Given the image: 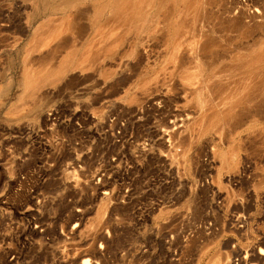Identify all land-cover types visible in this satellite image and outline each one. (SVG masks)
<instances>
[{
	"label": "rangeland",
	"instance_id": "rangeland-1",
	"mask_svg": "<svg viewBox=\"0 0 264 264\" xmlns=\"http://www.w3.org/2000/svg\"><path fill=\"white\" fill-rule=\"evenodd\" d=\"M105 1L113 8L117 0ZM189 1L153 0L137 6L145 10L140 22L95 28L93 5L83 0L73 8L78 28L69 31L58 0H0V198L15 205L16 228L69 226L72 197L96 196L104 186L128 189L127 205L104 218V203L94 220L96 229L111 230L105 264H228L236 256L264 264V0H245L253 12L241 0H193L188 8ZM251 59L257 96L254 85L249 94L243 89L238 105H229L221 119L226 104L209 84L230 86L240 78V61ZM63 63L70 66L64 77L52 78L33 98L20 97L24 72L45 73ZM187 74L196 83L213 80L204 82V91L201 83L192 89L195 81L190 86ZM208 94L216 95L213 103ZM144 103L156 104L141 118ZM232 115L236 120L229 121ZM183 117L170 163L161 129ZM73 173L85 183L74 187ZM204 176L209 183L201 186ZM39 197L54 199L49 218L21 215ZM154 197H174V209L140 215L139 201L148 205ZM183 208L190 209V219L178 216ZM59 213L68 218L59 220ZM241 213L246 224L240 228Z\"/></svg>",
	"mask_w": 264,
	"mask_h": 264
},
{
	"label": "built area",
	"instance_id": "built-area-1",
	"mask_svg": "<svg viewBox=\"0 0 264 264\" xmlns=\"http://www.w3.org/2000/svg\"><path fill=\"white\" fill-rule=\"evenodd\" d=\"M241 1V4L244 5V9L247 12H253V8L247 4V1ZM153 105L151 103H144L142 105V108L139 110L142 115L141 118L144 117V110L151 109ZM83 115L85 116V114ZM61 118L62 109L59 108V122ZM74 118L76 117L72 119ZM172 121V128L161 129L162 135L165 133L164 139L166 138L168 146L164 158L170 163L173 162V155L177 151V143L174 142V136L179 131L181 132L185 129L184 125L186 123L184 117L183 120L176 121V123H172ZM201 162L203 165H207L210 161L205 156ZM250 166V162H247L244 167L249 169ZM79 169H81V173H85V168L81 165H79ZM74 170L78 173L77 169ZM71 177L72 180L75 179L77 181L72 183L74 187L85 183L83 178L76 173H73ZM86 182L88 183L89 181ZM108 182L109 184L111 183L110 181ZM208 183V176H204L201 179V186ZM104 188L105 186L97 190L99 194L91 196L90 198L78 195L69 199L71 203H76L73 207L72 217L70 216L73 218V221L69 226L58 227L54 231L52 228L41 227L36 224L35 227L28 229L16 228L14 223L15 205L9 198H0V264H105L104 262L109 259L108 242L111 240L112 234L109 228L96 229L94 225L95 217L98 211L103 209L101 207L102 204L107 203L105 210L108 208L109 213H105L104 218H111L110 210L115 209L117 206L127 205L126 202L131 197L128 194V189H123L122 192L117 193L115 188ZM104 192L109 193L107 199H103L105 196L103 194ZM52 200L54 199L46 197L35 198L33 199L32 205L27 207L29 211L21 215L34 221L44 217L49 218L46 212L54 206V203L51 202ZM146 201L147 199H141L139 201L138 212L142 216L144 214H155L153 216L156 217L164 213L165 210L174 209L175 205L174 197H154L148 202V205L145 204ZM177 208L179 207L175 209ZM178 216H181L183 219H190L191 211L189 208H183ZM119 217L120 215L115 216L116 219ZM58 218L61 220L68 218V216L59 213ZM245 224L246 218L244 214H238L235 225L241 228ZM92 250H97V256L91 254ZM119 256L123 257L124 253L120 252ZM228 264L249 263L236 256Z\"/></svg>",
	"mask_w": 264,
	"mask_h": 264
},
{
	"label": "bare ground",
	"instance_id": "bare-ground-1",
	"mask_svg": "<svg viewBox=\"0 0 264 264\" xmlns=\"http://www.w3.org/2000/svg\"><path fill=\"white\" fill-rule=\"evenodd\" d=\"M41 1V0H40ZM80 1H83V0H58V3L56 4L57 5V10H59V11H61V12H63V14H64V20H66V22H68V21H70L69 22V24L67 25L68 26V30L70 31V30H74V28H78L77 27V25H76V21L78 20V18H79V15L78 14H76V13H74L73 12V8H75V6L80 2ZM87 1H90L91 3H92V5H93V11H92V20H93V22H94V26H95V28H97V27H101L102 26V24L104 25L105 23H110V21L111 22H114L113 24H117L118 23V25L120 26V25H123V24H129L132 20H139V21H137V22H140L141 21V19L143 18V11H145V10H143V8L142 9H139L140 7H137L138 5L140 6L141 4H144V3H147V4H150V5H153L154 4V2H153V0H117V1H115V2H112L113 4L112 5H114V7L113 8H110L109 6V3H107V4H104V2H106L105 0H87ZM160 2L159 3H163L164 2V0H159ZM204 1V0H203ZM205 2V1H204ZM45 3V2H44ZM43 3V4H44ZM196 3V2H195ZM198 3V2H197ZM42 4V5H43ZM172 5H174V1H173V4ZM49 6V5H48ZM48 6H47V8H48ZM175 6V5H174ZM174 6H172L173 8H174ZM194 6V1L193 0H190L189 2H188V8H192ZM195 6H196V4H195ZM173 8H171V9H173ZM168 9V8H167ZM166 9V12H168L169 10H167ZM205 10V8H202V10ZM150 10V9H149ZM160 10V9H159ZM174 10V9H173ZM173 10H171V11H173ZM171 11H169L168 13H169V15H170V12ZM199 11V10H198ZM197 11V12H198ZM88 12V11H87ZM204 12V11H203ZM124 13V15H122ZM168 13L166 14V15H168ZM172 13V12H171ZM147 14V13H146ZM199 14V12L197 13V14H195V16H199L200 17V14ZM204 15V14H203ZM145 16V15H144ZM171 16V15H170ZM194 17V16H193ZM196 18V17H195ZM201 18V17H200ZM264 18V17H263ZM194 19V18H193ZM198 19V18H197ZM195 20V19H194ZM190 21V20H189ZM197 21V20H196ZM257 21V20H256ZM152 24V23H151ZM107 25V24H106ZM105 25V26H106ZM109 26V25H108ZM119 26H118V28H119ZM137 26H138V24H137ZM103 27V26H102ZM101 27V28H102ZM117 27V26H116ZM133 26H131V28H132ZM201 27V26H200ZM80 28H82V27H80ZM84 28V27H83ZM83 28L82 29H80V30H83ZM99 29L100 30V32H101V30L102 29ZM112 28V27H111ZM120 29H123L122 27L120 28ZM125 29H127V27H125L124 26V30ZM133 29V28H132ZM138 29V28H137ZM141 29H142V27H141ZM78 30V29H77ZM97 30V29H96ZM98 30V31H99ZM119 30V29H118ZM118 30H116L117 31V33L119 32ZM123 30V31H124ZM140 30V29H139ZM71 31V32H72ZM205 31V30H204ZM153 32L154 31H152V33H151V35L153 34ZM73 33V32H72ZM113 33V32H112ZM116 33V32H115ZM115 33H113V34H115ZM120 33V32H119ZM118 33V34H119ZM52 34H53V32H52ZM71 34V33H70ZM76 34H77V32H76ZM97 34L99 35L100 33H98L97 32ZM103 34H104V32H103ZM106 34V33H105ZM113 34H106L107 36H111L112 37V35ZM121 34V33H120ZM148 34H149V31H148ZM54 35V34H53ZM95 35H96V33H95ZM101 35H102V33H101ZM124 35H125V31H124ZM138 35H139V33H138ZM55 36V35H54ZM105 36V35H104ZM113 36H115V38H116V36H119V35H117V34H115V35H113ZM136 36V35H135ZM148 36V35H147ZM74 37V36H73ZM98 37V36H97ZM100 37V36H99ZM98 37V38H99ZM102 37V36H101ZM114 38V39H115ZM108 39V38H107ZM122 39V38H121ZM121 39L120 40H118L119 42H121ZM148 39V38H147ZM152 39V38H151ZM100 40V39H99ZM112 40V39H111ZM108 41H110V40H108ZM143 41H145V40H143ZM147 41V40H146ZM112 44V43H111ZM115 44V43H114ZM114 44H113V46H114ZM117 44H118V42H117ZM119 45V44H118ZM202 46V45H201ZM110 47H111V45H110ZM108 48V47H107ZM179 47H176V50L178 49ZM109 49V48H108ZM115 49V48H114ZM113 49H112V47H111V50H109L108 52H111ZM179 50V49H178ZM242 50H244V49H242ZM106 51H107V49H106ZM196 53V52H195ZM197 54V53H196ZM193 56H195V55H193ZM47 57V56H46ZM45 57V58H46ZM50 57V56H49ZM72 58V57H71ZM74 58V57H73ZM96 58V57H95ZM193 58V57H192ZM192 58H190V60L192 59ZM195 58H198V57H195ZM48 59V58H47ZM175 59V58H174ZM74 60H76L75 58H74ZM73 60V61H74ZM78 60V59H77ZM176 60H178V59H176ZM199 60V59H198ZM194 61H196V63H199V62H197V60L196 59H194L193 60V62ZM201 61V60H200ZM67 62V61H66ZM75 62V61H74ZM74 62H72L71 64H73ZM241 62V66L242 67H240V68H237V70H238V74H237V76L239 75V74H241L240 76H238V77H240L237 81H233L234 83H232L231 81V85L230 86H228V87H225V86H220V85H222L223 83H222V81L219 83V81L217 82V83H219V84H217V85H219L220 87H218L216 84H215V81L213 82V83H210L209 85L211 86L210 88H213V89H215L214 91L215 92H218V95H217V93H215L216 95H217V97L219 96V101H220V99L223 101L222 103H225L226 104V106L225 107H223V109L220 107V109H222V110H220L218 107H217V109H219L220 111L218 112L219 113V115H220V118L222 119V117H224L226 114H227V108H228V106L229 105H234L235 103H236V101H238L239 102V95L242 93V90L243 89H245V91L246 90H250V88H252L253 90H254V86H255V82H254V80H252V77H251V73H252V71L254 70V66L253 65H251V64H253V63H255V59H251V60H248V61H240ZM240 62H238V63H240ZM237 63V62H236ZM238 63H237V65H238ZM201 64H202V62H201ZM201 64H198V65H201ZM205 61H203V66L205 67ZM214 64V63H213ZM260 64V63H259ZM193 65V64H192ZM197 64H195V66H196ZM236 65V66H237ZM256 65V64H255ZM258 65V64H257ZM194 66V65H193ZM261 66V65H260ZM58 67V66H57ZM69 64L68 63H63V64H60V66L58 67V68H56V69H53V70H51V71H49V72H45V73H42V72H39V73H34V72H31V71H29L28 69H26V70H28L29 72H27L26 71V73L24 72V76H23V92H22V95L20 96L21 98H24L25 96H27V97H30V98H33L34 96H35V94L37 95V93H39L40 91V89H42V88H44V87H46L49 83L50 84H52L51 83V80H53L52 78H55V77H57V79L58 78H60V77H58V76H63L64 77V74L69 70ZM198 67V66H197ZM204 67H202V68H204ZM237 67H239V66H237ZM243 67L245 68V70L243 69ZM258 67V66H257ZM263 67V66H262ZM206 68H208V66L206 67ZM206 68H204L203 70L204 71H206ZM71 70H74V69H71ZM203 70H202V72H203ZM236 70V71H237ZM239 70H241V72H239ZM199 71H201V70H199ZM224 72H225V69L223 70ZM230 71V70H229ZM232 71V70H231ZM223 72V73H224ZM227 72V71H226ZM233 72H234V70H233ZM256 72H258V71H256ZM261 72V71H260ZM206 73V72H205ZM230 73V72H229ZM259 73V72H258ZM258 73H256V74H258ZM196 74H198V73H196ZM195 74V75H196ZM203 74V73H202ZM200 75V72H199V75L202 77L203 75ZM209 74V73H208ZM188 75V74H187ZM190 75H193V74H190ZM199 75H196V76H199ZM219 75H220V73H219ZM224 75V74H223ZM222 75V76H223ZM232 75H233V73L231 72L230 73V76L232 77ZM196 76H194L195 78H196ZM199 76V77H200ZM214 76H216V75H214ZM227 76V75H226ZM228 76H229V74H228ZM230 76L228 77V78H230ZM237 76H235V80L237 79L236 77ZM258 76V75H257ZM261 76V75H260ZM263 76V75H262ZM187 77V76H186ZM186 77H185V79H186ZM213 77V76H212ZM212 77L210 76V78L207 76V79L208 80H213L212 79ZM220 77V76H219ZM264 77V76H263ZM255 78V77H254ZM56 79V80H57ZM193 79V78H192ZM201 79V78H200ZM206 79V80H207ZM215 79V78H214ZM227 79V78H226ZM262 79V78H261ZM188 81H187V83L191 80L190 79V77H189V75H188V79H187ZM204 80V79H203ZM206 80H204V82L206 81ZM221 80V79H220ZM223 80V79H222ZM230 80V79H229ZM263 80H264V78H263ZM192 81V84H193V81H195V80H191ZM190 81V82H191ZM200 81V80H199ZM217 81V80H216ZM260 81V80H259ZM259 81H258V83H259ZM262 81V80H261ZM60 82V81H59ZM189 82V83H190ZM202 82V81H201ZM201 82H198V80H197V83H196V81H195V85H191V83L189 84L190 86H192V89H194L195 87H196V84H198V83H201ZM204 82L203 83H201V84H203L204 85ZM228 82V81H227ZM263 82V81H262ZM226 83V82H225ZM257 83V82H256ZM264 83V82H263ZM263 83H261L260 82V84H262V87H263ZM209 85H207L206 84V86H209ZM213 85H216V88H214L213 87ZM224 85V84H223ZM254 85V86H253ZM259 85V84H258ZM258 85L256 84V86L258 87ZM195 86V87H194ZM205 85L202 87L203 88V91H204V87H206ZM255 86V87H256ZM194 87V88H193ZM257 87H256V91L260 88V86L258 87V89H257ZM201 89V88H200ZM213 89H210L211 91L213 90ZM251 89V90H252ZM206 90V89H205ZM249 90H248V94H249ZM39 91V92H38ZM190 92H191V89L189 90ZM201 91H202V89H201ZM200 91V93H202ZM211 91H209V92H211ZM208 92V91H207ZM213 92V91H212ZM252 92H254V91H252ZM250 93V94H253V93ZM243 93H245V92H243ZM256 93H258V91L257 92H255V96H257L256 95ZM204 94V93H203ZM208 95H210L211 96V94H208ZM216 95H212L211 97L209 96V98H211V100H212V103L215 101L214 99H215V96ZM254 95V94H253ZM252 95V96H253ZM247 96H249V95H246V97ZM254 96V98L256 99V97ZM240 97H242V95H240ZM142 98H144V97H142ZM214 98V99H213ZM137 99V98H136ZM241 99H243V98H241ZM251 99H253V98H251ZM245 100V99H244ZM249 101L248 102H250V99H248ZM219 101H218V103H219ZM209 102V101H208ZM237 102V103H238ZM245 101H243V103H244ZM247 102V103H248ZM252 102H253V100H252ZM212 103H210V104H212ZM217 103V102H216ZM215 103V104H216ZM236 103V104H237ZM242 104V103H241ZM249 104V103H248ZM208 105H209V103H208ZM207 105V106H208ZM218 105V104H217ZM220 105V104H219ZM218 105V106H219ZM231 105V106H232ZM238 105V104H237ZM254 105V104H253ZM256 105V104H255ZM211 106H213V104L211 105ZM246 107H247V105H245ZM249 106V105H248ZM262 107V106H261ZM209 108V107H208ZM215 108H216V106H215ZM215 108H213V109H215ZM236 108V107H235ZM248 108V107H247ZM212 109V110H213ZM251 109V108H250ZM211 110V109H210ZM216 110V109H215ZM213 112V111H212ZM210 113V112H209ZM217 113V114H218ZM238 113H240V112H238ZM238 113L237 114H235L236 116L238 115ZM211 114V113H210ZM215 114V113H214ZM216 114V115H217ZM244 115V114H243ZM247 115V114H246ZM259 115V114H258ZM257 115V116H258ZM208 116V115H207ZM263 116V115H262ZM231 117V116H230ZM233 117H235L234 115H232V118H230V119H228L229 121L231 120L232 121V119L234 120L235 118H233ZM241 117H243V116H241ZM259 117V116H258ZM208 118V117H207ZM225 118V117H224ZM237 118H238V116H237ZM261 118V117H260ZM220 119V120H221ZM254 120L256 119V115H255V118H253ZM228 120H227V123H228ZM236 120V119H235ZM239 120V119H238ZM240 121V120H239ZM215 122H217V121H215ZM219 122V121H218ZM223 123H225V121L223 122L222 121V124ZM217 124V123H216ZM215 124V125H216ZM226 124V123H225ZM224 124V125H225ZM229 124V123H228ZM231 124V123H230ZM227 125V124H226ZM232 125V124H231ZM238 125V124H237ZM221 126V125H220ZM230 126V125H229ZM228 126V127H229ZM233 126V125H232ZM231 126V127H232ZM222 127V126H221ZM226 128H227V126H225ZM231 127H229V129H231ZM214 128V127H213ZM216 128V127H215ZM246 128V127H245ZM228 129V130H229ZM210 130V129H209ZM227 130V129H226ZM217 131V130H216ZM218 131H220V130H218ZM221 131H222V129H221ZM220 131V132H221ZM239 134V133H238ZM220 135H222V133L220 134ZM223 135H224V132H223ZM222 137V136H221ZM248 138V137H247ZM186 147V146H185ZM108 195V194H107ZM195 238V237H194Z\"/></svg>",
	"mask_w": 264,
	"mask_h": 264
}]
</instances>
